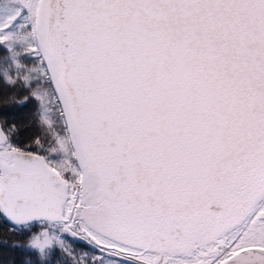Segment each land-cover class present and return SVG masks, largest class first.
<instances>
[{
  "label": "snow or ice",
  "instance_id": "6c2138e0",
  "mask_svg": "<svg viewBox=\"0 0 264 264\" xmlns=\"http://www.w3.org/2000/svg\"><path fill=\"white\" fill-rule=\"evenodd\" d=\"M7 249L264 264V0H0Z\"/></svg>",
  "mask_w": 264,
  "mask_h": 264
},
{
  "label": "trees",
  "instance_id": "16d2710c",
  "mask_svg": "<svg viewBox=\"0 0 264 264\" xmlns=\"http://www.w3.org/2000/svg\"><path fill=\"white\" fill-rule=\"evenodd\" d=\"M12 239H23V238L13 237ZM9 243H11V240L9 241ZM73 246L76 248L77 252L90 250L86 246L80 243H77ZM0 253H2L0 254V260H3L5 264H23V260L25 259L24 254L20 252H14L10 249L0 250Z\"/></svg>",
  "mask_w": 264,
  "mask_h": 264
}]
</instances>
